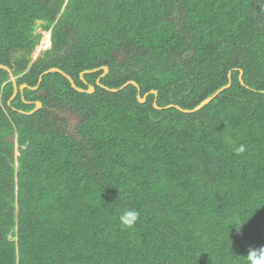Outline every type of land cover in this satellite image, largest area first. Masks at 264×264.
<instances>
[{"label": "trees", "instance_id": "1", "mask_svg": "<svg viewBox=\"0 0 264 264\" xmlns=\"http://www.w3.org/2000/svg\"><path fill=\"white\" fill-rule=\"evenodd\" d=\"M0 64L94 86L48 73L8 105L0 68V264H246L264 246V0H0Z\"/></svg>", "mask_w": 264, "mask_h": 264}, {"label": "clouds", "instance_id": "2", "mask_svg": "<svg viewBox=\"0 0 264 264\" xmlns=\"http://www.w3.org/2000/svg\"><path fill=\"white\" fill-rule=\"evenodd\" d=\"M39 31L41 32V34H42V37H41V39H40V41H39V44L38 45H41V42H42V40H43V36H44V33L45 32H47L48 33V35H47V38H46V40L48 41L47 42V45H45V47H43V48H41L42 49V53L44 52V51H46V49L48 48V47H51L52 46V41H51V35H50V32L49 31H43V30H41L40 28H39ZM37 46V45H36ZM36 48V47H35ZM34 48V49H35ZM34 49L32 50V52H31V54H30V58H31V62L32 63H35V62H37V60L39 59V57H37V58H32V53H33V51H34ZM7 66V65H6ZM235 69H237L238 70V76H239V69H241V68H235ZM242 70V69H241ZM53 72H55V73H59V74H61L62 76H65V75H68L67 73H65L63 70H61L60 68H58V67H50V68H48L47 70H44L43 72H41L40 74H39V76H38V82H37V87L39 86V84H40V82H41V78H42V76L43 75H45V74H48V73H53ZM82 72V71H81ZM96 72V71H95ZM12 73H13V70H12ZM89 73H91V72H89ZM80 74V73H79ZM84 74V73H83ZM242 74H243V70H242ZM105 75V74H104ZM103 75V76H104ZM228 75H229V79H228V82L226 83V84H229V86H230V84H231V79H230V71L228 72ZM13 76H14V73H13ZM68 76H70V75H68ZM66 77V76H65ZM99 77V76H98ZM97 77V78H98ZM102 77V76H101ZM100 77V78H101ZM14 78H15V76H14ZM70 78L72 79V77L70 76ZM79 78L80 79H82L83 80V75H82V78L80 77V75H79ZM97 78L95 79V84H96V80H97ZM10 79V78H9ZM73 80V79H72ZM69 81V80H68ZM74 82V81H73ZM86 82V81H85ZM69 83H70V81H69ZM75 83V82H74ZM86 84H87V82H86ZM226 84H224V85H222V86H220L218 89H216L213 93H215L216 91H218V90H220L222 87H224ZM76 85V84H75ZM88 85H91V84H88ZM88 85H87V87H88ZM70 86H71V84H70ZM77 86V85H76ZM229 86L228 87H225V88H223L222 90H220L219 92H217L216 93V95L217 94H219L220 92H222L223 90H225V89H227V88H229ZM73 88V87H72ZM74 89V88H73ZM83 89V88H82ZM87 88H85V90H86ZM94 91V90H93ZM259 92V91H258ZM260 92H262V93H264V91H260ZM87 93V92H86ZM92 93V92H91ZM212 95V94H211ZM256 99V98H255ZM12 101V100H11ZM11 103V102H10ZM251 103V102H250ZM9 105V104H8ZM253 105V104H252ZM256 109H258L255 105H253ZM65 112V111H64ZM261 112H263V111H261ZM77 116V115H76ZM81 118H78V120L77 121H79ZM75 124V123H74ZM73 124V125H74ZM73 125H70V124H68V126L69 127H73ZM245 146L243 145V144H241V145H239V147H237L236 149H235V152L237 153V154H240V153H243V152H245ZM17 154V153H16ZM15 154V152H14V155H16ZM139 212L135 209V208H126V209H124L123 211H122V213L119 215V217H118V221H119V224H120V226L122 227V228H125V229H131V228H133L135 225H136V223H137V221H138V219H139ZM236 224H237V221H233V223L232 224H230L231 226H234L235 228H236V230H237V232L239 233V230H240V226L242 225V224H239V226H236ZM245 258H246V264H264V246H261V247H259V248H250L249 250H248V252H247V254L246 255H243Z\"/></svg>", "mask_w": 264, "mask_h": 264}, {"label": "water", "instance_id": "3", "mask_svg": "<svg viewBox=\"0 0 264 264\" xmlns=\"http://www.w3.org/2000/svg\"><path fill=\"white\" fill-rule=\"evenodd\" d=\"M0 68L6 70V72L8 73V76H9L11 82H12V86H13V95L9 98V100H8V102H7V104H10L11 100L13 99L14 94H16V93L18 92V90L22 92V90H23L24 87H30V86H28L26 83H21L20 85H17V84H16V81H15V78H14V76H13L12 70H11L8 66H6V65H4V64H0ZM100 69H102L103 72H102V74H101V75L97 78V80H96V83L99 84V79H100V77L103 76L104 74H106V73L108 72V67H107V66H104V65H103V66H100V67H98V68H96V69H92V70H84V71L80 72L79 75H80V77L82 78L83 73L95 72V71L100 70ZM65 76H66V78L70 81V84H71V86H72L74 89H76V90H78V91H86L87 93H91V92H93V90H94V86H93V85H88L87 89L85 90V89H82V88L76 86L75 83L73 82V80L70 78V76H68V75H65ZM238 79H239V81L242 83L243 80H242V70H241V69H239V76H238ZM129 83H130V84H133L134 86H136V88H137V94H136V97H137V99H138L139 102H144V100L146 99V96H147L149 93H152V94H154L155 96H156V94H157V90H156V89H151L149 92H146V93H144V94L141 96V95H140V89H139V86H138V84H137L134 80H128V81H126L124 84H122L121 88L125 87V86H126L127 84H129ZM228 86H229V84H226V85H225L224 87H222L220 90H222L223 88L228 87ZM30 88L34 89L35 87H30ZM111 90H112V91H116V90H118V89H117V88H113V89H111ZM220 90L216 91V92L213 93L212 95L207 96L206 98H204L203 100H201V101L199 102V104H197L193 109H190V110H187V109H180V110H181V111H184V112H194V111L200 109V108H201L202 106H204L205 104H207L209 101H211V100L214 98V96L216 95V93L219 92ZM38 95L40 96V95H41V92H38ZM26 103H30V102H29V101H26ZM33 103H34V107H33L30 111H28V112H25V111H23V110H18V111H19V112H22V113L30 114V113H33L35 110H37L39 107H41V102H40L39 100H36V101H34ZM153 104H154V106H155L156 108H161V107H158V106L156 105L155 100H154Z\"/></svg>", "mask_w": 264, "mask_h": 264}, {"label": "rangeland", "instance_id": "4", "mask_svg": "<svg viewBox=\"0 0 264 264\" xmlns=\"http://www.w3.org/2000/svg\"><path fill=\"white\" fill-rule=\"evenodd\" d=\"M47 35H48V33L45 32V33H44V36H43V40H42V42H41V45H37V46H36V48L34 49V51H33V53H32V58H37V57H38V53H36V50H37V49L42 50L41 48H43V47H45V45H47V42H48V41L46 40ZM59 113L61 114L62 112L60 111ZM61 116H62V114H61ZM63 117H64V119L66 120V122H67L68 124H70V125H73V124H74L75 122H77V120H78V117L76 116V114L71 113V112H69V111H65V112L63 113ZM15 147H16V145H15ZM14 152H15V154H16V153H17V150H15Z\"/></svg>", "mask_w": 264, "mask_h": 264}, {"label": "flooded vegetation", "instance_id": "5", "mask_svg": "<svg viewBox=\"0 0 264 264\" xmlns=\"http://www.w3.org/2000/svg\"><path fill=\"white\" fill-rule=\"evenodd\" d=\"M36 53H38V57H40V56L42 55V50L37 49V50H36ZM32 87H35V88H34L35 90L37 89V88H36L37 85L32 86ZM20 92H21V91H20ZM38 92H41V95H42V91H41V90H38ZM41 95H40V96H41ZM37 100H38V99H37ZM34 101H36V100H34ZM34 101H29V102H30V103H31V102L33 103ZM33 104H34V103H33ZM61 112H62L61 114H62V117H63V113H64V111H61ZM58 114H60V113H58ZM63 118H64V117H63ZM67 124H68V123H67ZM68 127H69V126H68ZM68 127H67V128H68ZM72 128H73V127H72Z\"/></svg>", "mask_w": 264, "mask_h": 264}, {"label": "crops", "instance_id": "6", "mask_svg": "<svg viewBox=\"0 0 264 264\" xmlns=\"http://www.w3.org/2000/svg\"><path fill=\"white\" fill-rule=\"evenodd\" d=\"M16 94H17V93H16ZM16 94H14L13 98L16 96ZM12 95H13V94H12ZM12 95H11V96H12ZM11 96H10V97H11ZM10 97H9V98H10ZM8 100H9V99H8ZM8 100H7V102H8ZM39 108H40V107H39ZM39 108H38V109H39ZM18 112H19V111H18ZM20 113H21V112H20Z\"/></svg>", "mask_w": 264, "mask_h": 264}]
</instances>
